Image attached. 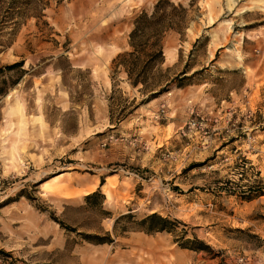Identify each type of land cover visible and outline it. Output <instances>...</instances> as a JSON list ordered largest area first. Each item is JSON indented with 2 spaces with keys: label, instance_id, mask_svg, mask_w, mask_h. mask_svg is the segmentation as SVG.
<instances>
[{
  "label": "rangeland",
  "instance_id": "1",
  "mask_svg": "<svg viewBox=\"0 0 264 264\" xmlns=\"http://www.w3.org/2000/svg\"><path fill=\"white\" fill-rule=\"evenodd\" d=\"M156 1L0 0V264H264V0H171L202 74L143 104L113 61Z\"/></svg>",
  "mask_w": 264,
  "mask_h": 264
},
{
  "label": "trees",
  "instance_id": "2",
  "mask_svg": "<svg viewBox=\"0 0 264 264\" xmlns=\"http://www.w3.org/2000/svg\"><path fill=\"white\" fill-rule=\"evenodd\" d=\"M30 5L31 2L27 4V6ZM22 14L19 13V15ZM4 17H7V19L12 18L10 14ZM188 28V10L182 5L176 6L171 0H157L150 11L143 10L134 18L133 28L129 35L130 49L119 54L114 59L113 65L116 73H124L130 87L138 89L139 93L145 98L142 101L143 104H148L159 98L174 86L178 88L184 87L185 82L202 74V71H197L188 76L191 72L188 65L177 74H171L172 69L165 68V40L167 36L178 34L183 37ZM6 29L0 27V34L4 33ZM15 32L13 29L7 32V34L12 35ZM24 65L25 61L23 60L12 65L0 67V74L5 70L15 71L18 69L21 70V74L26 73L25 70H22ZM97 196L104 198L102 194L95 192L88 195L86 201L90 202ZM132 217L131 214L124 215L116 221V224L122 219ZM171 224L172 222L169 219L158 214H152L140 221L139 229L148 234L164 231L171 232V228L169 227ZM68 229L71 232H76L73 228ZM89 238L92 243L97 245L113 242V240L100 236ZM0 253L3 254L4 252L0 251Z\"/></svg>",
  "mask_w": 264,
  "mask_h": 264
}]
</instances>
